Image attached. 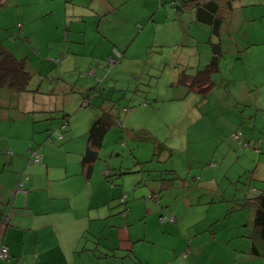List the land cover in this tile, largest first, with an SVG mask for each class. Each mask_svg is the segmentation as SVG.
<instances>
[{"label":"rangeland","instance_id":"obj_1","mask_svg":"<svg viewBox=\"0 0 264 264\" xmlns=\"http://www.w3.org/2000/svg\"><path fill=\"white\" fill-rule=\"evenodd\" d=\"M101 1L104 0L69 2V26L66 28L68 37L60 40L56 33L48 36L37 34L36 38L33 37V42L40 54L36 53V48L30 43L22 41L23 36H26L24 34L19 37L16 45L11 43V49L16 51V55L29 57L27 68L34 72L31 86L42 82L41 91H53L38 95L36 100L40 99L43 104L45 98V101L49 102L48 109H51V103L55 104L56 101V114H69L67 133H78V141L83 136L85 138H82V142L86 141L85 134L89 125L87 118L100 115V105L109 107L112 104L116 115L118 114L119 120L125 123L126 128L145 129L172 149V155L169 150L160 154V162L154 161L144 165V172L128 173L120 180L112 177L115 196L110 204L113 208L110 210V216H106L99 224L108 225V222H115V228L119 230L128 218L131 232L143 234L144 226L152 231L157 229L159 224H169L168 217L174 216L176 221L170 223L173 226L168 225L167 232L160 231L168 233L165 237L151 238V241H155L152 246L159 248L172 244L181 245L189 238L195 239L196 242L201 241L205 234L200 237L192 236L195 234V226H207L208 221L212 220L215 244L218 246L213 251H217L218 259L219 249L231 251L236 247L250 248L253 223L245 222L249 223L248 214L252 210L242 208L232 213L236 215H232L228 209L235 205L233 200L216 201L220 196H228L234 197L240 204L243 198L256 196L264 190V0H235L234 16H237V20L233 21V24L237 26L238 31L228 33L223 30L225 56L221 62V71L215 75L218 78L214 81L217 86L205 101L194 94L186 95L185 86L177 84L175 77L182 67H187V72L193 75L197 69L205 67L208 48L206 26L194 21L190 24L192 33H189L194 34L190 38L193 45L187 46V43H184L188 37L183 32L177 37V43L174 45V42L169 41L170 30L182 27V17L171 21L161 18L160 14L164 12L161 5L158 7L160 13L155 15L156 23L143 20L141 13L136 22L135 18L125 16L127 13L146 11L142 0L127 2L122 8L124 16L106 12ZM62 4V0L53 2L56 13L53 21L47 19V24L62 19ZM168 9L174 12L170 4ZM90 10L94 12L91 13ZM95 13H98L97 17L94 16ZM184 16L187 18L188 14ZM154 26L157 28L154 29ZM233 30L235 31V28ZM110 31L121 33L124 38L111 40L108 37ZM234 37L242 47H236ZM127 43H130L131 47L125 49ZM114 44L120 47V52H124V58L109 69L106 59L111 52L115 54V49L112 50L116 47ZM7 45L10 47L9 43ZM53 58L61 59L60 66L51 63ZM114 67L116 70L112 72L111 78L109 74ZM91 71H97V75H93ZM221 77L225 79L222 80ZM219 81H222L224 86H221ZM90 92L94 94L90 107H81L82 97ZM101 92L103 95H100ZM233 94L237 100H243L242 105L234 109L235 113L225 109L219 114L215 105H235L232 101ZM200 100L203 105L199 103ZM30 104L34 107L39 105L37 101ZM205 104L209 105L206 111H211L212 120L208 112L202 113L206 108ZM186 116H189L190 120H186ZM45 124L49 123H35L37 130L33 135L35 141H32L40 145V149L44 145V148L54 146L59 150L64 145L72 144H64L62 140H47ZM214 125L217 128L215 138L210 130V126L214 128ZM238 130L245 139L253 137L257 149H260L259 144H263L262 154L252 151L250 156L246 154L249 152L246 149L240 150L238 142L232 139L233 132ZM40 138L42 139L38 142ZM146 144H137L123 128L112 126L104 138L100 155L104 158H101V161L115 165L110 166L111 170L122 162L123 168H134L138 171L139 167L132 165L137 161L149 160L152 154V144ZM152 165L157 170H174L175 174L153 179L147 172L150 168L148 166ZM210 166L214 167V171L208 169ZM196 172H203V178L199 180V177L194 176ZM212 173L215 176H212ZM161 178L168 180L164 183L159 180ZM83 200V194L78 195V208ZM123 201L128 204L126 214L123 211ZM239 213L243 216L242 226L239 225L240 222L237 224V221L233 220L234 217H229L238 216ZM143 217L148 218V221L144 223ZM107 230L108 228L102 227L96 235L92 234V247L97 245V240L100 244L109 245ZM242 231L246 236L236 238ZM231 232L235 235L233 239L229 237ZM116 236L122 238L119 233ZM80 248L81 246L78 250H81ZM249 258L254 257L249 255ZM248 260L250 261L245 259L244 264H255ZM211 264L219 263L214 259Z\"/></svg>","mask_w":264,"mask_h":264},{"label":"crops","instance_id":"obj_2","mask_svg":"<svg viewBox=\"0 0 264 264\" xmlns=\"http://www.w3.org/2000/svg\"><path fill=\"white\" fill-rule=\"evenodd\" d=\"M54 1L57 0H0V26L10 29L17 20L16 23L21 24V35L29 37L30 45L36 48L37 54H40V50L33 42V37L36 38L37 34L48 36L51 33H56L60 40L68 37L66 28L69 26L68 17L70 16L67 15V7H69L67 4L72 0H62V19L53 24L49 22L47 24V19L54 20L53 17L56 13L53 7ZM129 1L132 0H104L101 2L106 8V12L110 11L114 15L124 16L122 8ZM180 2V0H142L146 11L127 13L125 18H135L138 22L139 13H141L143 20L156 23L155 15L160 13L158 7L162 5L164 12H161V18L168 21L181 17L183 19L182 27L171 28L169 41L174 42L175 45L177 37L183 32L188 36V40L184 43L193 45L189 37L191 35L189 33L192 31L188 25L189 20L193 21V12L181 11L177 7ZM168 4L174 8L173 13L168 9ZM90 11L94 12V10ZM186 14H188L187 18L184 16ZM94 16L97 17L98 13H95ZM236 17L232 14L230 18L226 19L229 24L226 26V30L230 33L234 32V28L237 31V26L233 24V21L237 20ZM155 28L157 27L154 26ZM109 34L108 37L111 40L124 38L118 32L110 31ZM130 47V43L124 46L125 49ZM113 49L120 51V47L117 46ZM123 54L124 52H122V60ZM108 55L109 57L116 56L112 52ZM172 58L174 59V56ZM94 62L97 63L96 59ZM117 63L120 61H116L114 64ZM114 70L116 67L109 74L111 78ZM94 75H97V71ZM26 97L21 95L12 97V94L7 91L0 94V104L2 105L0 107V216L2 215L0 247L7 246L11 256L10 261L4 264H94L92 256H88L91 253L87 254L86 251L81 250L82 248H92L90 238H92V234L96 235L102 227L112 228L108 232L112 239L119 233V236L121 235L124 239L123 242L128 236L135 241L132 246L133 252L141 264H211L214 259L219 264H244L245 259H250V261L248 260L250 263L264 264L263 258H249V255H252L249 254L250 248L248 247L243 249L236 247L231 251L219 249L220 259H218L217 251H213L218 246L215 244L216 237L212 220L208 221L207 226L206 224L199 228L195 226V234L192 236L200 237L205 234L201 241L196 242L195 239L189 238L181 245L172 244L159 248L152 246L155 241H151V238L153 236L165 237L168 233L164 234L160 231L167 232L168 225L173 226L170 223L159 224L158 228L152 231L144 226L142 229H144L145 237H142L141 233L131 232L128 218L119 230H116L115 222L100 225V221L104 220L106 216H110V210L113 208L110 202L115 196L113 189L115 184L105 178V173L111 172V169L107 167L106 162L100 160L88 165L89 167L82 166L81 156L85 153L87 142H82L84 136L78 141L80 135L75 132L61 134V142L72 144L64 145L59 150L54 146L44 148V145L40 149V145L34 143L35 136L33 135L37 130L35 123L43 121L42 118L45 115L38 112L50 110L48 109L49 102L43 98L42 104L41 100L37 99L39 105L34 107ZM51 105L55 106V110H57L56 101ZM31 110L37 113H25ZM93 119L94 116L87 118V124L90 125ZM33 139L34 141H32ZM32 150H37L42 155L40 163H29ZM152 167L155 166L152 165ZM210 167L208 169L214 171V167ZM194 176L199 177L200 180L203 178V172H196ZM212 176L215 174L212 173ZM20 181L23 182L24 191L17 190V184ZM82 194L84 200L78 208L76 199L78 195ZM229 200L237 201L234 197L220 196L216 202H228ZM236 208L229 213L237 212L243 207L237 206ZM248 209L252 211H249V223L245 222L246 224L253 223V209ZM232 215L229 217H234L233 220L237 221V224L240 222L239 225L242 226L244 223L242 214ZM143 218L144 223L148 221V218ZM140 226L142 227V224ZM234 236L231 232L229 237L233 239ZM238 236L246 235L242 231L237 234L236 238ZM120 244L121 246L128 245L126 242H124L125 245H122V242ZM80 246L81 250H78Z\"/></svg>","mask_w":264,"mask_h":264},{"label":"trees","instance_id":"obj_3","mask_svg":"<svg viewBox=\"0 0 264 264\" xmlns=\"http://www.w3.org/2000/svg\"><path fill=\"white\" fill-rule=\"evenodd\" d=\"M180 4L178 7L181 11L184 12H193L194 18L191 22L189 19L188 25L193 23L194 21L197 23H200L208 28V39L206 41L207 44V52H206V60L207 63L203 69H197L196 73L190 74L187 72V67H182L178 70L177 73V84H181L185 86L186 88V95L188 94H194L197 95L201 100H206L208 96L212 93V91L217 86L215 84V80H218V78L215 76L216 73H219L221 71V62L224 59L225 56V40L222 37L223 30H226V26L229 24L226 22L228 18L232 14H234L235 9V0H180ZM17 22V20H16ZM13 25L10 29L6 28L4 26H0V94L1 92H10L12 94V97H15L17 95L21 96H27L26 98H29L30 102H36V97L38 95L50 93L53 91H46L40 90V85L42 82H38V85L31 86V83L33 82V76L34 72L28 70V62L29 57L28 55H16V51L11 49V45H16V42L19 41V37H21V24L16 23ZM238 31V28H237ZM234 31V32H237ZM228 32V31H227ZM233 32V33H234ZM230 33V32H228ZM192 35V34H191ZM191 35L189 37L191 38ZM194 36V35H193ZM188 37V36H187ZM9 39V41L7 40ZM7 40V41H6ZM23 42L29 44V39L26 36H23ZM193 42V40H190ZM238 39H235L234 37V44L237 48L242 47V45L237 43ZM186 42V41H185ZM10 44V47L7 44ZM12 43V44H11ZM191 44V43H190ZM251 44V43H250ZM12 45V46H13ZM189 45V44H187ZM253 45V44H251ZM190 46V45H189ZM18 47V46H17ZM240 52V50H238ZM115 52H118L120 57L116 58L115 55H111L115 61H120L122 58V52L115 50ZM238 56V55H237ZM51 63L60 66L61 59L60 58H53L50 60ZM106 63L110 68H112L114 63L109 64L108 58L106 59ZM92 72V71H91ZM94 75L95 73L92 72ZM222 80L225 79L224 77H221ZM175 80V82H176ZM174 83V79H173ZM222 81H219V84L221 86H224L222 84ZM226 85V83H225ZM227 91V90H226ZM93 93L90 92L86 96L82 97L81 101V107L88 108L91 105V101L94 98ZM100 95H103V92L100 93ZM232 96V95H231ZM231 96L229 98H231ZM232 99V98H231ZM17 100V99H16ZM199 101L201 105H203L202 101ZM232 101L235 102V105H232L231 103L227 104H221L218 103L215 105V108L217 109L218 113L221 114L225 109H230L231 111H234V109L238 108L240 105H242L241 101L242 99L237 100L235 95L233 94ZM11 102V99H10ZM224 102V101H223ZM206 108L202 110V113H209L210 119H213V116L211 114V111H206V109L209 108V105L205 104ZM248 104H244V106H247ZM2 105L0 104V107ZM52 106V105H51ZM103 105H100V115L94 116L93 121L88 126V130L86 131V150L85 153L81 156V163L82 166H90L97 160L101 161L100 156V150L104 147V138L107 135L108 131L112 126H119L123 128L124 132L126 134H129V137L138 143H151L152 144V154L149 160L144 162H135L132 166H138V171L134 170V168H123V163L120 162L118 167L112 168L111 172L108 171L105 173V178L108 180H111L112 183H114V179L112 180V177L115 176L116 179H122L123 175H126L128 173L132 172H144L143 170L144 165L151 164L154 161H159V156L164 150H169V154L172 155L170 152L172 149H169L165 143L159 139H157L151 132L145 130V129H129L126 128L125 123L119 120L118 114L116 115L114 111V106L111 104L109 107H102ZM232 107V108H230ZM130 110V109H129ZM133 110V109H131ZM40 111V110H37ZM128 112V110H126ZM57 110H55V106H52L50 110L40 111L38 113H43L45 115L44 118H42L43 121L49 123L45 124L46 131L48 132L47 140L50 141H61L62 135L67 132L68 130V124H69V114L63 112L61 116L56 114ZM25 113H37L36 111H28ZM205 116V115H204ZM57 120V122H55ZM186 120H190L189 116H186ZM57 124V126H55ZM57 127V128H56ZM216 126L214 125V128L210 126L212 137H216ZM72 132V131H71ZM70 132V134H71ZM239 134V137L236 138L235 135ZM58 136V137H57ZM232 139L236 140L240 146V150L246 149V154H249L250 156L252 151H254L256 154H262V146L260 145V149H257L256 144H254V141L252 138L245 139L244 135L238 130L233 132ZM235 144V143H234ZM29 157V163L31 164H38L42 161V155L37 150H32ZM33 154H35L38 157L37 161H33L34 157ZM246 155V156H249ZM33 156V157H32ZM106 162V161H105ZM107 163V167L110 168L112 165L111 163ZM88 166V167H89ZM136 166V167H137ZM149 170H147L149 176H152L153 179H156L158 177H162L163 175H173L175 174L174 170H157V168L148 166ZM151 173H155L154 175ZM162 182L166 183V180L161 178L159 179ZM22 182V181H20ZM120 185V183H119ZM18 186V184H17ZM255 189V188H253ZM23 182H22V189L18 191H24ZM156 198H160V196H156ZM125 208L123 211L126 214V209H128L127 201L122 202ZM243 207V208H252L253 209V236H252V243L250 246L249 254H251L253 257L263 258L264 259V190H261V192L253 197H245L243 200H240V204L238 203V200L235 201V205L231 206L228 209V212H232L236 210V207ZM2 216V215H1ZM0 216V220H1ZM161 219L163 218V214L160 215ZM169 218V219H168ZM169 223L175 222V217L173 221H170L171 217H168ZM166 219V220H167ZM165 220V221H166ZM110 229L107 230V237L109 245L100 244L98 240L96 241V246L92 248H82L81 251L91 253L88 254V256H92V262L94 264H141L140 260L137 258L135 253L133 252V241L129 236L125 239L128 245L121 246L120 242H122V245H125L122 238H118L117 236L111 238V235L108 234ZM142 237H145L144 234H142ZM141 240V239H140ZM6 249L4 257H0V261H7L9 262L11 259L10 252L8 250V247L5 245H2L0 247V252Z\"/></svg>","mask_w":264,"mask_h":264},{"label":"built area","instance_id":"obj_4","mask_svg":"<svg viewBox=\"0 0 264 264\" xmlns=\"http://www.w3.org/2000/svg\"><path fill=\"white\" fill-rule=\"evenodd\" d=\"M115 54H116V57L118 58V57H120V55H119V53L118 52H115ZM116 61H115V59H113L112 57H110L109 59H108V63L109 64H112V63H115ZM235 137L236 138H238L239 137V134H237V135H235ZM33 156H36L35 154H33ZM32 156V157H33ZM38 160V157L36 156V157H34V160L33 161H37ZM22 189V182H19L18 183V186H17V190H21ZM6 249H3L1 252H0V257H4V255H5V251Z\"/></svg>","mask_w":264,"mask_h":264},{"label":"clouds","instance_id":"obj_5","mask_svg":"<svg viewBox=\"0 0 264 264\" xmlns=\"http://www.w3.org/2000/svg\"><path fill=\"white\" fill-rule=\"evenodd\" d=\"M109 58H110V57H109ZM109 58H108V59H109ZM173 220H174V218H173V217H171V218H170V221H173Z\"/></svg>","mask_w":264,"mask_h":264},{"label":"water","instance_id":"obj_6","mask_svg":"<svg viewBox=\"0 0 264 264\" xmlns=\"http://www.w3.org/2000/svg\"><path fill=\"white\" fill-rule=\"evenodd\" d=\"M178 7V6H177ZM179 8V7H178Z\"/></svg>","mask_w":264,"mask_h":264}]
</instances>
